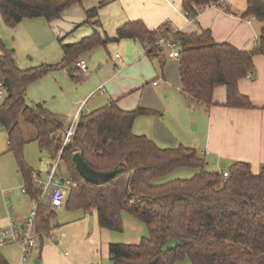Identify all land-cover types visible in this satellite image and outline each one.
Instances as JSON below:
<instances>
[{"label":"trees","instance_id":"1","mask_svg":"<svg viewBox=\"0 0 264 264\" xmlns=\"http://www.w3.org/2000/svg\"><path fill=\"white\" fill-rule=\"evenodd\" d=\"M210 1L182 0L181 7L196 18L198 11L193 5L200 11ZM79 2L0 0V17L9 27L23 18H43L50 23L71 4ZM102 4L85 9L82 23L93 26L91 34L69 43L63 42L64 37L58 38L62 58L57 64L20 69L14 50L0 40V81L5 90L0 102V129L6 132L8 150L15 154L26 193L31 200L38 199L39 188L32 179L34 171L21 153L25 139L19 118L35 127V139L51 158L60 154V162L76 183L75 188L68 190L65 209L83 213L94 210L98 225L114 231L122 229L124 215L145 227L146 234L137 244L108 245L112 264H176L183 258L192 264H264V166L255 173L249 162L234 161L227 177L205 169L204 158L193 147H160L149 137L135 134V118L149 110H124L117 100L80 112L74 132L64 144L63 117L43 104L26 103V86L51 69L65 67L71 78L81 80L76 62L96 44L132 39L139 41L148 54L158 51L154 46L158 33L140 19L126 21L115 29L113 36L105 31L101 36L96 30L101 27L98 10ZM223 9L229 12L230 8ZM251 16L264 21V0H246L241 17ZM164 28L180 45V91L187 104L209 107L214 103L215 87L222 85L226 90L224 106L253 107L249 97L239 92L238 81L253 73V56L264 57V25L257 44L249 50L229 42H216L209 29L186 32L173 29L169 23ZM75 152L95 170L108 171L118 166H123V170L102 184H92L77 172ZM179 167L195 168L198 172L190 178L154 182ZM55 209L46 203L37 208L36 239L51 228Z\"/></svg>","mask_w":264,"mask_h":264},{"label":"rangeland","instance_id":"2","mask_svg":"<svg viewBox=\"0 0 264 264\" xmlns=\"http://www.w3.org/2000/svg\"><path fill=\"white\" fill-rule=\"evenodd\" d=\"M224 1L236 13L245 8L246 0ZM221 7L225 8V5H221ZM80 10L83 11L79 3L71 4L62 12L59 18L50 22L53 23L54 31L61 32L62 28H66V31L70 32L63 40L64 43L77 41L94 31L91 24L82 23L85 20V14L84 11L81 12ZM80 12L82 16L77 18V14ZM22 22L20 21L14 29L7 26L0 17V40L6 48L14 50V59L17 66L20 69H27L37 65H50L59 62L62 58V50L58 39L55 38L52 45L37 47L31 41L30 34L24 29ZM252 22L253 27L257 28L258 21L253 19ZM76 23L80 25L75 28ZM50 25L52 26V24ZM100 29H102V32L96 31L101 36L105 35L104 31L108 36L115 34V30H109L106 26H102ZM121 42L122 40L110 41L105 44L99 43L91 50L82 53L79 58L85 60L87 71L77 70V73L82 75L81 80L71 78L65 68H54L47 71L26 86V103L28 105L43 104L49 111L62 116L64 129H67L81 99L101 83L106 91L104 93H94L93 91L92 94H89L80 106V109L83 108L82 113L106 105L110 98L116 95L120 97L118 103L123 108L141 107L149 110L147 114L135 118L134 131L145 134L152 139L153 135H159L166 128L169 132L178 136L183 145L194 147L197 154H201L204 150L207 116L200 108L202 105L197 104L198 109H190L186 105L174 79L176 69V76L179 81L178 66L175 68L170 63L162 67V57H166V53L158 51L159 56L151 55L148 57L145 55L146 48L139 41L128 39L125 45ZM124 58H127V60L124 61ZM123 61L125 64H121ZM116 65L119 67L116 68ZM167 69H169V72ZM162 70L168 72V79H164ZM153 81L156 83L155 85L152 84ZM18 121L25 139V143L21 148L22 157L27 166L32 168L34 174H38L39 178L45 180L46 173L50 166L54 164L55 158H51L45 150L40 148L38 141L35 139V127L30 123H26L22 118H19ZM154 141L159 145H165L160 139ZM185 141H189L190 144H184ZM203 156H206V154ZM204 160L206 163L205 169L216 171L228 169L231 163V161L221 158L214 162L213 159L208 160L207 156ZM3 162H6V164ZM18 170L15 154L8 150L7 137L2 130L0 131V179L2 180L0 184V208L3 206L7 209V217L8 209L12 206L15 209V196L24 185L21 173ZM57 172L59 178L69 177L62 162H60ZM196 172L198 170L195 168L179 167L164 176L156 178L154 182L162 183L172 179L190 178ZM29 200L27 202L25 197L21 200L24 201L23 206L28 205L27 212L31 208V199ZM54 213L51 223L65 221L67 211L64 206L56 208ZM3 248H0L2 254L10 256L11 259L17 257L14 264H19L20 248L17 246L6 248L3 246ZM35 254V252H31L29 259L33 260ZM103 259L104 264H112L108 256ZM176 264L192 263L188 258H183L178 260Z\"/></svg>","mask_w":264,"mask_h":264},{"label":"crops","instance_id":"3","mask_svg":"<svg viewBox=\"0 0 264 264\" xmlns=\"http://www.w3.org/2000/svg\"><path fill=\"white\" fill-rule=\"evenodd\" d=\"M100 2H103L98 10L101 27L97 30L101 32L102 29L100 28L102 26H106L113 31L129 20L140 19L149 29H155L159 24L169 21V26L173 29L186 32L200 28L209 29L216 42H229L239 49L249 50L257 44L258 39L254 40V36L259 34L260 28L264 25V21L257 20L258 27L255 28L253 27V22L251 24L247 23L248 17H241L246 8V3L244 10L239 13L233 11L230 6L229 12L219 8L202 9L192 22H187L182 14V0H80L79 5L84 12L80 11L85 14V9L96 6ZM81 12L77 14V18L82 16ZM21 22L24 29L30 34L31 41L37 47L52 45L55 38L64 37L65 39L70 33L66 31V28H62L61 32L54 31L53 23H49L43 18H23ZM75 25L76 28L79 24L76 23ZM15 27L16 25L12 28L15 29ZM126 41L128 39H122L121 43L125 45ZM160 53L157 51L150 54L146 53L145 55L148 57L151 55L159 56ZM123 60L126 61L127 58ZM162 60V67L170 63L175 68L179 65L178 60L169 58L167 55L162 57ZM124 61L121 64H125ZM253 65L254 71L251 76L241 78L238 81L239 92L249 97L253 104L252 108L224 106L226 90L222 85L215 87L213 91V104L209 107L200 104L202 105L200 108L206 113L207 118L204 132V150L198 155L203 158L207 156L208 160L213 159L214 162L220 158L231 161V163L234 161H246L250 163L252 171L256 173L261 166H264V57L260 54L253 56ZM117 67L119 66L116 65ZM58 68L65 67L59 66ZM167 71L163 72L162 70L165 80L168 79L169 71ZM174 79L181 93L180 80L178 81L176 76V69L174 71ZM153 82L152 84L155 85L156 83ZM100 85L103 84H98L95 89H92L81 99L74 114L80 109L81 104L89 94H92L93 91L94 93L101 92L96 91ZM181 95L190 109H198L197 105L187 104L182 93ZM119 99L120 97L114 95L109 101L117 100L118 103ZM118 105L121 107L119 103ZM82 110L83 108L81 107L80 112ZM133 132L139 134L134 131V128ZM153 139H160L165 145H159ZM152 140L160 147L183 145L181 139L166 128L159 135H153ZM184 144L190 143L185 141ZM194 149L196 150V148ZM205 154L206 156H203ZM3 163L6 164V162ZM15 179L17 180L16 174ZM1 183L2 180L0 179ZM24 197L28 202L30 199L29 195L22 193L20 190L15 196V209H13V206L8 209V217L7 209L3 206L0 208V227L8 225L10 214L16 222H23L28 214V205L25 203L26 205L23 206L24 201H21ZM19 201L21 202L19 203ZM66 211L65 221L55 224L50 222L51 228L49 231L37 237L36 245L32 250V252L36 253L33 261L39 260V264H104L103 258L105 256L109 258L108 245L110 243L137 244L141 237L146 234L145 227L130 215H124L122 218V229L114 231L98 225L94 210L85 213L81 210L66 209ZM11 246L20 248L17 244H9L4 247ZM0 258L2 260L1 264H14L17 259V257L16 259L14 257L11 259L10 256H5L1 250Z\"/></svg>","mask_w":264,"mask_h":264},{"label":"built area","instance_id":"4","mask_svg":"<svg viewBox=\"0 0 264 264\" xmlns=\"http://www.w3.org/2000/svg\"><path fill=\"white\" fill-rule=\"evenodd\" d=\"M221 5H226L224 0H212L209 2L205 8H219L223 9ZM193 9L199 12V8L193 5ZM183 16L187 22H192L195 19V16H191L188 11L183 10ZM255 19L254 16L247 18V23L251 24L252 20ZM169 21H165L159 24L155 31L158 33L157 38L154 41V46L159 51H164L167 57L179 60L180 58V45L172 37L171 33L165 32V24ZM258 38V35L254 36V40ZM76 67L81 71H87V65L83 58H80L76 62ZM251 76L248 74L247 77ZM155 83V82H153ZM96 91L104 92L103 85H100ZM5 96V90L3 88L2 82L0 81V102ZM80 109L74 114L69 127L65 130L63 143L65 144L74 132V128L78 121V116ZM60 154L55 159L54 164H52L49 170L46 173V179L43 180L39 178L38 174H32V179L34 184L39 188L38 199L31 200V208L28 212V215L25 217L23 222H16L12 215L9 212V223L5 227H0V248L9 244H17L20 247V261L19 264H35L33 260L29 259L30 253L36 245V236L37 231L35 230V216L37 208L41 203H46L53 208H59L63 206L66 197L67 191L71 188L76 187V183L68 178H59L57 176L58 165L60 162ZM223 177L228 176V169L219 170ZM63 179L61 182L60 180ZM21 192L26 193L25 185L21 187Z\"/></svg>","mask_w":264,"mask_h":264},{"label":"water","instance_id":"5","mask_svg":"<svg viewBox=\"0 0 264 264\" xmlns=\"http://www.w3.org/2000/svg\"><path fill=\"white\" fill-rule=\"evenodd\" d=\"M73 161L79 175L87 182L92 184H102L114 177V175L123 170V166H118L108 171H98L89 166L78 152L73 154ZM61 182L63 179L60 180ZM39 264V260L34 261Z\"/></svg>","mask_w":264,"mask_h":264},{"label":"bare ground","instance_id":"6","mask_svg":"<svg viewBox=\"0 0 264 264\" xmlns=\"http://www.w3.org/2000/svg\"><path fill=\"white\" fill-rule=\"evenodd\" d=\"M159 51V50H158ZM161 52H164V51H161ZM165 53V52H164Z\"/></svg>","mask_w":264,"mask_h":264}]
</instances>
